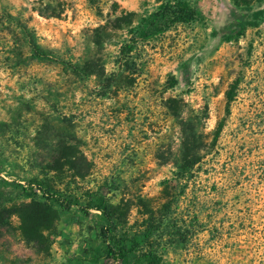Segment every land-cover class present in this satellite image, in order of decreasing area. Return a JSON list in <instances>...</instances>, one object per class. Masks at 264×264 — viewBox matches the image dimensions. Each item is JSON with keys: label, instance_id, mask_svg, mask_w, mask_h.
Segmentation results:
<instances>
[{"label": "rangeland", "instance_id": "374dc122", "mask_svg": "<svg viewBox=\"0 0 264 264\" xmlns=\"http://www.w3.org/2000/svg\"><path fill=\"white\" fill-rule=\"evenodd\" d=\"M176 1L191 22L155 18ZM228 8L258 13L235 41ZM32 204L54 218L29 240ZM145 234L161 264H264V0H0V264H130L107 247Z\"/></svg>", "mask_w": 264, "mask_h": 264}, {"label": "trees", "instance_id": "16d2710c", "mask_svg": "<svg viewBox=\"0 0 264 264\" xmlns=\"http://www.w3.org/2000/svg\"><path fill=\"white\" fill-rule=\"evenodd\" d=\"M257 16L258 13H252V17H249L247 14H244L243 11L240 13L236 9L228 8L226 22L218 29V31H216V33H214V35L220 37L222 41H235L241 36L246 26H252L254 24L253 20L256 19ZM155 18L161 21L169 19L171 23L187 24L193 20V12L187 8L183 1H176L173 7L170 6L168 8L167 6H164L161 13L158 16L155 15ZM126 49L128 51L129 47H126ZM238 81L239 79H234L225 92V115L229 114V106L234 100V93L237 88ZM223 122V119L220 120L216 127V137L223 128ZM181 149V175L178 176L181 179L185 178L186 181H189L195 173V166L199 161L197 149L189 145L187 142L182 144ZM58 169L60 170V166ZM34 186L36 188L35 190L41 194L45 201L53 200L54 203L61 209H69L71 204L74 202V199L65 200L64 197L54 193V191L49 187H41L36 184ZM87 198L92 201V203L87 205L88 208H92L100 213L102 219L108 224V227L113 223V221L117 220V210L108 207L101 197H98L95 193L89 192ZM32 205L34 207H30V209H25L20 212L16 211L17 219L19 220V230L22 232L24 237L29 240H34L39 236V231L45 228L44 226L48 221V217L51 216L54 218L52 211L48 207L40 209L38 205ZM108 227L105 229L107 230V234H110L111 232ZM147 234L141 235V237L136 240L134 244L131 243L129 249L123 245L118 249L107 247L109 257H119L121 260L125 261L128 256H131L132 261L130 264H161L160 258L155 255L154 249L150 246V238Z\"/></svg>", "mask_w": 264, "mask_h": 264}]
</instances>
